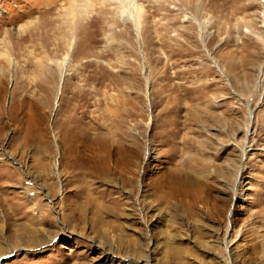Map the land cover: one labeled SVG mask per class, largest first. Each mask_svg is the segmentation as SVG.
I'll use <instances>...</instances> for the list:
<instances>
[{
  "label": "rangeland",
  "instance_id": "374dc122",
  "mask_svg": "<svg viewBox=\"0 0 264 264\" xmlns=\"http://www.w3.org/2000/svg\"><path fill=\"white\" fill-rule=\"evenodd\" d=\"M69 1L0 0V264H264V0L109 2L60 67Z\"/></svg>",
  "mask_w": 264,
  "mask_h": 264
},
{
  "label": "bare ground",
  "instance_id": "6f19581e",
  "mask_svg": "<svg viewBox=\"0 0 264 264\" xmlns=\"http://www.w3.org/2000/svg\"><path fill=\"white\" fill-rule=\"evenodd\" d=\"M179 1L182 2L183 4H185L186 2H189L191 4L193 3L192 2L193 0H179ZM109 2L115 6L114 10L116 11V13L119 16L123 17L125 21L131 23L133 25V27L138 28L142 24L145 16H144V11H143V6H142V4L139 3V0H70L68 2V6L65 7L63 14H61V16H60L62 19V22H63L62 26L65 27L67 35H68V39H69L68 44H67V54L64 57V60L61 62L60 67H62L64 65L67 58L69 57L70 49L72 47L73 40L75 38V25H76V23L80 20H88L91 17V15L93 14V11L96 7H98V6H100V7L104 6L105 7V5ZM49 12H50V10L45 11V13H49ZM25 41H28V40L18 38V40L16 41V43L18 44L17 46L19 47L20 44H22ZM1 43H3V41H1ZM4 43H5V41H4ZM0 57L8 59L9 54H8V52H6V53L0 52ZM3 72H4L3 68H0V74H3ZM72 98L75 100H76V98H79L80 101L86 100L87 94L84 95L83 97L78 95V94H74L72 96ZM81 107H82L81 104L76 105L74 108V112H78L79 109H81ZM113 122H114L115 128L120 125V121L117 117H115L113 119ZM174 123L176 125L180 124L179 122H174ZM177 133L174 135L176 136ZM85 136H84L85 138L89 137L88 134H86ZM115 136L116 135L114 133V134H112L113 138H106V139L100 138V137L96 138L97 139V140H95L96 142L94 141L95 145H97L98 146L97 148H99L101 151L100 152L98 151L99 153L97 152L95 157H91V156L85 157L82 154H79L77 151H75L76 156L73 158L71 157L72 160L68 161V162H66V161L70 160V159H65V157L66 156L69 157L70 156L69 154L72 155V152H73L75 146L72 145V143L74 144V140H71L72 138L67 139L66 143L68 142V148L63 149V152H62V154L65 156L63 158V159H65L64 163L67 164L68 166L73 167V168L79 167V166H84V169L90 170L91 172L95 173L98 176L105 174L108 171V169H107L108 162L111 159H118V153H119L120 147H119L118 140H115ZM84 137L82 139H84ZM75 140H77V139H75ZM87 141H88L87 139L83 140V142L82 141L80 142V140H79V142L77 141L76 145L78 146L79 144H83L87 147L88 146ZM173 141H175V139ZM184 168H185V166H184ZM196 169H198V168H196ZM179 170L180 169H177L176 174L180 173ZM190 174H192V173H190ZM190 174L187 175L189 179H191V178L192 179H198V178H196V175L191 176ZM196 174H197V171H196ZM81 208H82L81 210H83V207H81Z\"/></svg>",
  "mask_w": 264,
  "mask_h": 264
}]
</instances>
